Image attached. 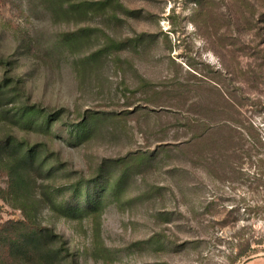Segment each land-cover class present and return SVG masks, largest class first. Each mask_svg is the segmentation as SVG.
<instances>
[{
	"label": "rangeland",
	"instance_id": "obj_1",
	"mask_svg": "<svg viewBox=\"0 0 264 264\" xmlns=\"http://www.w3.org/2000/svg\"><path fill=\"white\" fill-rule=\"evenodd\" d=\"M43 1L0 0V77L67 110L48 144L54 175L33 193L69 250L55 264H264V0H119V19L76 21ZM72 33L86 36L67 45ZM90 112L96 129L67 141ZM81 178L99 206L67 218L56 205ZM22 219L1 192L0 229Z\"/></svg>",
	"mask_w": 264,
	"mask_h": 264
},
{
	"label": "trees",
	"instance_id": "obj_2",
	"mask_svg": "<svg viewBox=\"0 0 264 264\" xmlns=\"http://www.w3.org/2000/svg\"><path fill=\"white\" fill-rule=\"evenodd\" d=\"M43 4L58 19L65 17L75 21L76 18L105 13L109 8L114 11L117 19L118 9L123 13L129 11L119 0H44ZM81 30L89 32L94 31V28ZM84 34L65 35L64 41L71 45L77 39L85 37ZM108 45L110 48L120 49L125 41L109 38ZM104 50L105 48L86 57L87 61L93 60ZM0 66H10V62L0 56ZM9 77L8 72L0 77V176H5L7 183L6 188H0V193L3 192L10 198L22 212L23 219L11 221L0 229V264H22L25 261L55 264L60 253H68L69 250L65 248L59 234L38 222L40 200L33 193L37 187V177L41 178L42 173L48 177L54 175L56 168L47 165L51 161L47 154L48 144L58 138L55 126L67 110L62 108L51 111L32 103L26 96L23 79ZM101 118L100 113H87L80 121L70 124L64 130L65 139L83 142L96 129ZM51 153L56 158L53 163L58 162V152ZM94 187L96 186L92 181L81 178L72 188H68L72 198L56 205V208L67 218H81L92 214L99 206L94 196ZM106 189L103 186L99 195L106 193ZM109 189L112 193L115 191L111 187ZM74 202L78 204L73 205ZM83 202L85 204L82 206ZM56 243L61 244L59 252L55 248Z\"/></svg>",
	"mask_w": 264,
	"mask_h": 264
}]
</instances>
